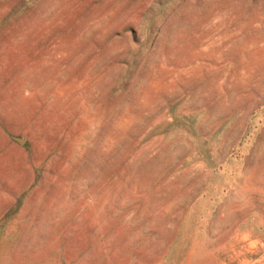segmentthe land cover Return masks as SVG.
<instances>
[{
  "label": "rangeland",
  "instance_id": "1",
  "mask_svg": "<svg viewBox=\"0 0 264 264\" xmlns=\"http://www.w3.org/2000/svg\"><path fill=\"white\" fill-rule=\"evenodd\" d=\"M0 264H264V0H0Z\"/></svg>",
  "mask_w": 264,
  "mask_h": 264
}]
</instances>
